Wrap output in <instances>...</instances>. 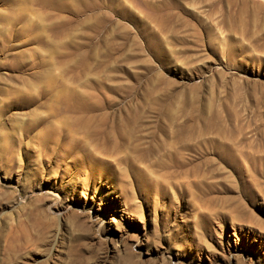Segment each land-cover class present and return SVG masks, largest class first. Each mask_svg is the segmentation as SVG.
Listing matches in <instances>:
<instances>
[{"label":"rangeland","instance_id":"374dc122","mask_svg":"<svg viewBox=\"0 0 264 264\" xmlns=\"http://www.w3.org/2000/svg\"><path fill=\"white\" fill-rule=\"evenodd\" d=\"M0 264H264V0H0Z\"/></svg>","mask_w":264,"mask_h":264},{"label":"bare ground","instance_id":"6f19581e","mask_svg":"<svg viewBox=\"0 0 264 264\" xmlns=\"http://www.w3.org/2000/svg\"><path fill=\"white\" fill-rule=\"evenodd\" d=\"M94 163V162H93ZM96 173V172H95ZM56 190H64V186H61V187H57V188H55Z\"/></svg>","mask_w":264,"mask_h":264}]
</instances>
